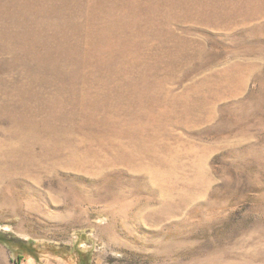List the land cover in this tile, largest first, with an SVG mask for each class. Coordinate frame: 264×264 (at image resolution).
I'll use <instances>...</instances> for the list:
<instances>
[{
    "label": "rangeland",
    "instance_id": "374dc122",
    "mask_svg": "<svg viewBox=\"0 0 264 264\" xmlns=\"http://www.w3.org/2000/svg\"><path fill=\"white\" fill-rule=\"evenodd\" d=\"M0 234V264H264V0H0Z\"/></svg>",
    "mask_w": 264,
    "mask_h": 264
},
{
    "label": "trees",
    "instance_id": "16d2710c",
    "mask_svg": "<svg viewBox=\"0 0 264 264\" xmlns=\"http://www.w3.org/2000/svg\"><path fill=\"white\" fill-rule=\"evenodd\" d=\"M3 235L0 234V240L3 241V242H12V239H8V238H5V237H2ZM19 258H21V256H19Z\"/></svg>",
    "mask_w": 264,
    "mask_h": 264
}]
</instances>
